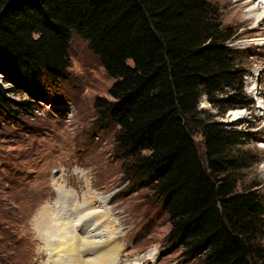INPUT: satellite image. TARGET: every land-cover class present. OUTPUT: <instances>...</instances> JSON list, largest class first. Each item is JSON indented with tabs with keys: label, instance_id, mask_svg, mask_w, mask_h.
I'll use <instances>...</instances> for the list:
<instances>
[{
	"label": "trees",
	"instance_id": "obj_1",
	"mask_svg": "<svg viewBox=\"0 0 264 264\" xmlns=\"http://www.w3.org/2000/svg\"><path fill=\"white\" fill-rule=\"evenodd\" d=\"M74 32L114 80L110 99L95 100L98 125L118 127L124 175L162 203L170 246L201 264H264V201L237 176L252 160L238 149L246 135L197 119L202 97L216 106L244 76L217 3L0 0V121L32 113L69 79ZM232 103L228 111L240 105Z\"/></svg>",
	"mask_w": 264,
	"mask_h": 264
},
{
	"label": "rangeland",
	"instance_id": "obj_2",
	"mask_svg": "<svg viewBox=\"0 0 264 264\" xmlns=\"http://www.w3.org/2000/svg\"><path fill=\"white\" fill-rule=\"evenodd\" d=\"M263 2L214 0L220 8L222 25L235 33L227 46L238 52L244 76L234 87L236 90L226 88L217 97L216 106L202 97L197 119L219 122L246 135L238 149L249 152L252 160L237 176L242 187H257L264 201V25L259 24L264 16ZM238 6L244 11V19L255 21L242 24L235 15ZM70 58L69 79L57 88L58 92L47 95L44 101L36 100L33 112L23 114L20 120L0 121V264H40L39 254L46 248L36 238L33 221L43 208L59 202L58 185L70 198L69 217H75V224H68L70 229L81 232L80 224L79 228L76 225V207L84 208L82 214L87 213L85 222L91 224V230L98 228L93 221L96 211L82 199L89 183L97 196L110 199L106 208L116 222L117 243L123 249L116 264H201L170 246V222L162 203L149 189H133L136 185L124 175L125 162L117 155L115 145L118 127L107 123L100 128L94 108L97 97L110 99L114 80L89 43L75 32ZM10 98L29 100L26 94L11 93ZM232 101L240 105L228 111ZM242 102L248 103L246 108ZM191 131L205 160L203 137L197 127H191ZM86 174L90 178L87 184L81 176ZM56 178L59 182L55 188ZM54 220L50 217L53 226ZM99 235L108 237L105 227L91 237L101 242ZM80 255L84 264L93 257L85 249ZM44 256L50 258L46 253Z\"/></svg>",
	"mask_w": 264,
	"mask_h": 264
},
{
	"label": "bare ground",
	"instance_id": "obj_3",
	"mask_svg": "<svg viewBox=\"0 0 264 264\" xmlns=\"http://www.w3.org/2000/svg\"><path fill=\"white\" fill-rule=\"evenodd\" d=\"M262 6V9H264V2L262 3ZM234 10L237 19L239 21H243L241 22L242 24L245 25L247 23L255 21V18L244 19V11L241 7H235ZM259 22L260 25H264V16H262ZM81 176L87 184L89 182L88 180L90 179L88 178V174ZM58 182V179L55 180L53 187L56 188ZM89 184H87L88 186L86 189V196L82 199L88 207L96 211L97 216L93 221L98 224H96V227L98 228H96L95 230L93 229V231L91 230V224H86L85 219L87 220V218L85 214L87 213L82 214L84 208L82 209L80 207H76L77 209H75L73 207L75 210H78L77 221H79V223L77 224L76 222V225H78L79 228L80 224L81 232L75 231L76 228H74L75 230L70 229V226L75 222V217L74 219L72 217H69L68 207L70 206L71 202L69 203L68 201L70 198L68 199V197L65 196V194L61 191V185H58L59 188L57 191H59L58 194L60 195L61 199L58 203H56L57 206L54 205L53 207L48 206V208H43L42 211H40L37 215L36 219L33 221V227L37 232L36 238H38L39 242H42L46 248V250L41 251V254H39V259L41 261L40 264H84L82 256L80 255L81 250L84 249L88 252V254H90L91 252L93 254V257L89 258V261L85 264L117 263V260L121 256V252L123 249L119 247V244L117 243L118 229L116 226V222L111 219L112 215L109 212L110 209L108 210V208H106V206L109 204L110 199L108 198V196L107 198H101L97 196L96 193L92 191V188H90ZM85 204L83 205L84 207L86 206ZM86 211L89 210L85 209V212ZM52 216L55 217V226H53V224H50V217ZM88 218L90 219V217ZM68 224H70V226ZM104 227L106 228V235L108 237H103V240L102 236L99 235L98 238H102V241L96 242L94 239H92L91 235L101 232ZM92 231L93 234L91 233ZM44 253H46V256L49 255L50 258L44 259Z\"/></svg>",
	"mask_w": 264,
	"mask_h": 264
}]
</instances>
